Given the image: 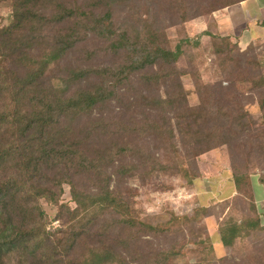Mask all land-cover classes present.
<instances>
[{
  "label": "trees",
  "instance_id": "obj_1",
  "mask_svg": "<svg viewBox=\"0 0 264 264\" xmlns=\"http://www.w3.org/2000/svg\"><path fill=\"white\" fill-rule=\"evenodd\" d=\"M116 1L124 0H102L104 3L99 2L94 7L78 0H11L12 19L0 28V264H166L172 257L170 250L157 249L149 241L147 248L138 245L143 232L157 235L165 228L136 218L130 203L110 185L106 167L112 157L135 149L129 143H119L117 152L112 144L91 148L92 138H102L103 130H109L112 122L104 121L101 115L85 123L82 121L117 96V81L126 79L131 72L159 65V72L139 78L147 83H171L174 89L165 96L149 98L150 107L161 111L160 121L133 122V127L119 123L118 131L149 130L160 138L166 149H171V152L168 150L170 158L162 161L149 154L142 162L149 165L151 171L175 169L187 176L189 170L178 162L175 127L178 134L185 127L182 134L190 137L195 126L207 129L206 120L211 119L212 113L216 112V116L226 113H222L219 106L217 109L202 107L193 118L191 109L186 106L182 120L174 126L170 123L166 113L184 108L186 103V91L181 83L184 72L176 68V62L189 38L169 48L161 44L160 31L147 27L145 41L151 46L146 48L140 31L134 30L136 34L130 37L128 32L115 29L110 6ZM238 1L241 0H229L219 6L208 1L200 12L179 17L186 23ZM81 31H92L113 41V51H130L132 55L129 63L116 70L68 68L65 83L72 85L86 80L84 86L69 91L68 85L64 88L50 83L47 73L83 38ZM202 36L210 39L215 53L218 45L226 50L230 45L239 51L245 49L228 36L208 30L199 32L197 38ZM218 40H225V44H217ZM93 75L99 80L87 83ZM108 76L116 80L108 81ZM243 115L237 112L232 118L234 124ZM118 131L115 134L120 135ZM228 131L234 130L229 127ZM194 134L196 144L191 147L199 153L218 145L207 144L203 136L221 135L222 129L215 127L209 133L202 130ZM138 152L143 155L142 150ZM129 167L137 171L142 164ZM77 176L85 177L87 186L79 183ZM231 176L234 195L243 194L245 181L251 186L248 173L232 167ZM259 181L264 184V177ZM64 182L70 184L73 208L61 201ZM42 200L57 207V225L46 220ZM253 204L247 216L233 218L226 213L220 216L218 232L225 248H233L240 240L264 232V223ZM201 210L204 211L196 208L191 216L174 219L189 221ZM112 231L117 236H113ZM133 244H136L133 252L124 256L120 250Z\"/></svg>",
  "mask_w": 264,
  "mask_h": 264
},
{
  "label": "rangeland",
  "instance_id": "obj_2",
  "mask_svg": "<svg viewBox=\"0 0 264 264\" xmlns=\"http://www.w3.org/2000/svg\"><path fill=\"white\" fill-rule=\"evenodd\" d=\"M208 1L211 5L219 6L229 0H218L217 3L212 0H124L112 2L110 6L115 29L128 32L130 37L136 34L134 30L140 31L146 48L151 46L145 41L147 27L160 31L161 44L169 48L189 38L188 45L182 47L183 52L176 62V68L184 72L181 83L186 91V103L184 108L166 113L173 126L182 120L181 116L187 112L186 106L191 109L193 118L202 107L217 109L219 106L222 113H226L225 116L212 113L211 119L206 120L207 129L195 126L190 137L182 134L186 131L185 127L181 128L179 134L178 127H175L178 162L189 170L187 176L175 169L151 171L149 165L142 162L143 157L149 154L162 161L170 158L171 149H166L160 138L149 133V130L138 133L118 131L119 123L133 127V122L147 124L160 121L161 111L150 107L149 98L165 96L174 89L171 83H147L139 78L140 75L159 72V65L131 72L126 79L117 81V96L103 108L84 117L82 122L100 115L104 121L112 122L109 130H103L102 138H92L91 148L112 144L114 152H117L119 143H129L135 149L112 157L106 170L111 178V187L121 192L130 203L136 218L165 228L157 235L151 231L143 232L139 246L147 248L149 241L157 249L170 250L172 257L166 264H264V232L240 240L233 248H225L221 244L218 232L221 215L226 213V216L233 218L247 216L252 212L253 202L264 223V194L254 189L259 179L264 177V41L250 44L244 51L237 50L233 45L228 47V51L218 45L215 46L216 53L212 52L210 39L206 36L197 38L196 31L188 32L187 22L183 23L179 17L200 12ZM78 2H85L89 7L104 3L102 0ZM92 11L95 12L94 9ZM11 13V0H0V28L10 23ZM80 35L83 38L47 73L50 83L60 84L64 88L68 85L69 91L84 86L86 80L72 85L65 83L63 80L67 77L68 68L110 67L116 70L120 65L129 63V56L132 55L130 51H113V41L92 31H81ZM224 41L218 40L217 44ZM121 77L125 78L124 75ZM107 78L108 81L116 80L110 79V76ZM98 80L99 77L93 75L87 79V83ZM237 112L244 115L234 124L232 118ZM215 127H220L222 134L205 135L203 140L207 144H218L216 147L199 153L191 147L196 144L194 131L209 133ZM229 127L234 131H228ZM116 131L120 135L115 134ZM223 140L225 142L221 143ZM139 149L143 155L138 152ZM140 164L142 167L137 171L129 167ZM232 167L248 173L251 179V186L244 182L242 195H234ZM193 174L195 176L191 177ZM76 180L82 185L88 183L82 176H77ZM62 188L61 201L73 208L70 184L64 182ZM41 204L46 220L53 226L57 225V207L44 200ZM196 208L204 211L201 210L189 221L174 219L191 216ZM63 216L65 218L66 214ZM111 234L117 236L115 231ZM135 247L136 244H133L120 251L127 256Z\"/></svg>",
  "mask_w": 264,
  "mask_h": 264
},
{
  "label": "crops",
  "instance_id": "obj_3",
  "mask_svg": "<svg viewBox=\"0 0 264 264\" xmlns=\"http://www.w3.org/2000/svg\"><path fill=\"white\" fill-rule=\"evenodd\" d=\"M186 27L188 32L208 30L212 34L228 36L244 49L249 44L264 41V0H241L226 5L211 14L189 20ZM255 188L264 194L260 181Z\"/></svg>",
  "mask_w": 264,
  "mask_h": 264
}]
</instances>
